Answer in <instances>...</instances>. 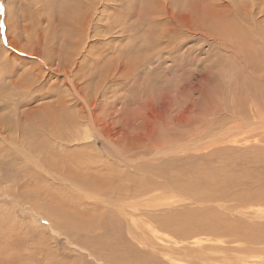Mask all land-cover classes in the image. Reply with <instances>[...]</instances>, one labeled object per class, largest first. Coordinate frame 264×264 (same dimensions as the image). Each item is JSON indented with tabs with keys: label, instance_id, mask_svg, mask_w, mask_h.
Returning <instances> with one entry per match:
<instances>
[{
	"label": "rangeland",
	"instance_id": "374dc122",
	"mask_svg": "<svg viewBox=\"0 0 264 264\" xmlns=\"http://www.w3.org/2000/svg\"><path fill=\"white\" fill-rule=\"evenodd\" d=\"M143 256L264 264V0H0V264Z\"/></svg>",
	"mask_w": 264,
	"mask_h": 264
},
{
	"label": "bare ground",
	"instance_id": "6f19581e",
	"mask_svg": "<svg viewBox=\"0 0 264 264\" xmlns=\"http://www.w3.org/2000/svg\"><path fill=\"white\" fill-rule=\"evenodd\" d=\"M65 18V17H64ZM72 27V26H71ZM68 29H73V28H70V27H67V30ZM70 30L68 31V35L70 34ZM75 30H77V31H80V32H83V30H81V28H78V29H75ZM63 32V31H62ZM83 34H85V33H83ZM66 36V34H64V33H62L61 34V36H62V38H63V36ZM71 40V39H70ZM78 40V39H77ZM73 42V41H72ZM11 42H9V44H10ZM12 45V44H11ZM70 46V45H69ZM5 49V48H4ZM6 51V50H5ZM36 55V54H35ZM64 57V56H63ZM38 82V81H37ZM179 188V187H178ZM191 188H192V185H190V184H187L186 186H181V188H179V189H181V190H184V192L186 193V195H190V193H187V192H190L191 191ZM180 190V191H181ZM187 191V192H186ZM209 194V191L207 192V195ZM194 196L195 197H200V194L199 193H195L194 194ZM54 197V196H53ZM151 201V200H150ZM137 203H140V202H137ZM145 206L147 205L148 206V203H143ZM157 204H159V203H157ZM141 207H142V205H141ZM144 208V207H143ZM132 209V208H131ZM145 209V208H144ZM132 210H137V207L135 206ZM117 211H118V213L121 215V216H123V214H122V210L119 208V207H117ZM129 212V211H128ZM191 212V214H193V215H200V213H195V212H193V211H190ZM52 215H53V213H51ZM56 216H55V218L56 217H58L59 215L58 214H55ZM128 215V214H127ZM188 213L187 212H183V213H180V214H176V215H167V216H163V217H159L158 218V220L156 221V223L155 222H151L152 224H154V225H158V227L160 226V227H162V228H164V229H167V230H169L174 236H176L177 238L178 237H181V236H185L186 234H188V232H187V230H186V225H187V221H188ZM106 220V221H105ZM116 220H118V219H116ZM126 220V219H125ZM124 220V221H125ZM127 221V220H126ZM148 221V220H147ZM150 221V220H149ZM102 223H105L106 225H107V227H106V230L107 231H109V230H111L112 229V227L113 226H111V228H108V223H109V220L108 219H102ZM158 223V224H157ZM193 223V225L194 226H199V223L198 222H196V221H193L192 222ZM148 224V223H147ZM140 226V225H139ZM133 227V226H132ZM156 227V226H155ZM133 228H135V227H133ZM145 228V227H144ZM147 228V227H146ZM145 228V229H146ZM152 228V227H151ZM157 228V227H156ZM169 228V229H168ZM204 229L206 230V231H208L209 229H211V226H206V227H204ZM130 231H131V229H129ZM133 230V229H132ZM198 230H200V231H202V229L201 228H198ZM118 231V230H117ZM211 231V230H210ZM114 233V232H113ZM131 233H133V232H131ZM207 233V232H206ZM110 236H112V235H110ZM115 236V235H114ZM117 236H119V235H117ZM107 240V239H106ZM103 241V240H102ZM112 242V241H111ZM106 243V242H105ZM108 244V243H107ZM111 244V243H110ZM125 244V243H124ZM125 246H127V245H125ZM111 249V248H110ZM129 249V248H128ZM131 250V249H130ZM209 250H211V249H209ZM216 251H217V249L216 250H214L212 253H210L211 255H206V254H204V252L203 253H201V256H197L196 258L197 259H199V262H201V263H203L204 262V260L207 258V257H210V258H212V259H214V260H216V259H221L222 257L218 254H216ZM132 252V251H131ZM131 252L130 253H128V254H131ZM170 253H174V251H172V252H170ZM128 258H131V255H126ZM132 256H134V255H132ZM229 258L230 257H228V258H226V260H229ZM223 259V258H222ZM224 259H225V257H224ZM139 262L141 263V264H156V262H155V260H154V257L153 256H143V257H141L140 259H139ZM226 263V262H225Z\"/></svg>",
	"mask_w": 264,
	"mask_h": 264
}]
</instances>
